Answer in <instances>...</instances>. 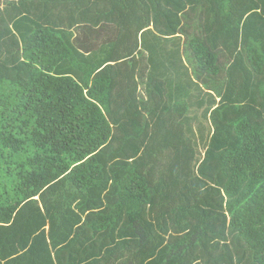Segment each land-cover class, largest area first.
I'll list each match as a JSON object with an SVG mask.
<instances>
[{
	"label": "trees",
	"instance_id": "trees-1",
	"mask_svg": "<svg viewBox=\"0 0 264 264\" xmlns=\"http://www.w3.org/2000/svg\"><path fill=\"white\" fill-rule=\"evenodd\" d=\"M0 264H106V0L0 7ZM107 264H264V0H107Z\"/></svg>",
	"mask_w": 264,
	"mask_h": 264
},
{
	"label": "rangeland",
	"instance_id": "rangeland-1",
	"mask_svg": "<svg viewBox=\"0 0 264 264\" xmlns=\"http://www.w3.org/2000/svg\"><path fill=\"white\" fill-rule=\"evenodd\" d=\"M152 53H153V52H152ZM153 55H154V53H153ZM185 55H186V54H185ZM160 56H161V55H160ZM160 56H159V58H157L159 61H161L160 59H162ZM186 58H187V60H188V62H189V60H190V56H189V55H186ZM155 60H156V59H155ZM176 60H179V58L177 57ZM179 61H180V60H179ZM186 64L188 65L187 61H186ZM189 66H190V64H189ZM190 68H191V66H190ZM193 79H194V77H193ZM185 97H186V96H185ZM187 101H188V102H192V100L190 99L189 96H187ZM213 102H214V101H213ZM197 112L200 113L199 118H200L201 122L205 125V124H206V120L204 119V117L206 116V115H204V113L206 112L205 108L199 109L198 107L195 106V107L191 110V114H190V116L194 117V115H195Z\"/></svg>",
	"mask_w": 264,
	"mask_h": 264
},
{
	"label": "crops",
	"instance_id": "crops-1",
	"mask_svg": "<svg viewBox=\"0 0 264 264\" xmlns=\"http://www.w3.org/2000/svg\"><path fill=\"white\" fill-rule=\"evenodd\" d=\"M10 1H13V0H0V7L2 8V9H4V7L6 6V3L7 2H10ZM70 32H74V30H72V31H70ZM76 36V35H75ZM196 80H194L193 81V83L195 82ZM189 83L190 84H192L193 85V83H192V81H189ZM173 85H175V83H172ZM176 86V85H175ZM180 88H182V86L180 85L179 86ZM175 90H178V89H175V87H173V90L172 91H175ZM180 90V89H179ZM193 90L191 91V93H190V98H192L193 97ZM219 99H217V101H218Z\"/></svg>",
	"mask_w": 264,
	"mask_h": 264
}]
</instances>
